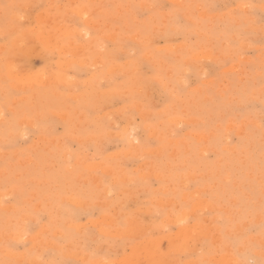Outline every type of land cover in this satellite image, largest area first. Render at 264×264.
Here are the masks:
<instances>
[{"label":"rangeland","instance_id":"obj_1","mask_svg":"<svg viewBox=\"0 0 264 264\" xmlns=\"http://www.w3.org/2000/svg\"><path fill=\"white\" fill-rule=\"evenodd\" d=\"M0 47V264H264V0H0Z\"/></svg>","mask_w":264,"mask_h":264},{"label":"bare ground","instance_id":"obj_2","mask_svg":"<svg viewBox=\"0 0 264 264\" xmlns=\"http://www.w3.org/2000/svg\"><path fill=\"white\" fill-rule=\"evenodd\" d=\"M84 7V6H83ZM83 11V10H82ZM78 14H79V16L81 15L79 12H78ZM88 19V18H87ZM58 23V22H57ZM87 23V22H86ZM70 31V30H69ZM75 31V30H74ZM73 31V32H74ZM44 32V31H43ZM43 35H44V33H43ZM48 37V36H47ZM52 38V37H51ZM47 39V38H46ZM23 40V39H22ZM49 40V39H48ZM47 40V42H49ZM52 40H54V39H52ZM46 41V40H45ZM14 42H17V41H14ZM55 42V41H54ZM54 42H53V44H54ZM50 43H51V39H50ZM23 46V45H22ZM57 46H59V45H57ZM61 46V45H60ZM53 47V46H52ZM79 47V46H78ZM1 48V47H0ZM66 48V47H65ZM84 48V47H83ZM18 49V48H17ZM29 49V48H28ZM27 49V50H28ZM53 49V48H52ZM62 49V48H61ZM47 50V49H46ZM28 51H31V50H28ZM34 51H35V49H34ZM64 51L66 52V50L64 49ZM24 52H26V51H24ZM61 52V51H60ZM29 53V52H28ZM69 53H70V51H69ZM75 53V52H74ZM27 54V53H26ZM68 55V54H67ZM68 57V56H67ZM71 57V56H70ZM9 59V58H8ZM63 59V58H62ZM68 59H69V57H68ZM76 59V58H75ZM11 60V59H10ZM72 60H73V58H72ZM12 62V61H11ZM66 63H68V62H66ZM6 64V63H5ZM69 64V63H68ZM63 65V64H62ZM64 65H66V64H64ZM69 66V65H68ZM70 66H71V61H70ZM69 66V67H70ZM65 67V66H64ZM6 68V67H5ZM66 68V67H65ZM61 69V68H60ZM10 70V69H9ZM113 70V69H112ZM51 71V70H50ZM13 72V71H12ZM43 72H45V71H43ZM61 72V71H60ZM18 73V72H17ZM22 72H20V74H21ZM54 73V72H53ZM67 73V72H66ZM48 74V73H47ZM55 74V73H54ZM58 74V73H57ZM36 75V74H35ZM43 75V74H42ZM66 75V74H65ZM13 76V75H12ZM52 76V75H51ZM54 76H52V78H53ZM43 79H45L44 77H43ZM51 79V78H50ZM56 79V78H55ZM49 82V81H48ZM31 84V83H30ZM175 117V116H174ZM129 126V125H128ZM128 128V127H127ZM130 129V128H129ZM197 134V133H196ZM206 144V143H205ZM133 147V146H132ZM142 151V150H141ZM92 160V159H91ZM104 163V162H103ZM104 167V166H103ZM115 174V173H114ZM101 175V174H100ZM159 176V175H158ZM161 176V175H160ZM116 180V179H115ZM204 180V179H203ZM163 190V189H162ZM103 192V191H102ZM84 203V202H83ZM152 208V207H151ZM248 211V210H247ZM174 212V211H173ZM185 212V211H184ZM125 214V213H124ZM201 218V217H200ZM125 220V219H124ZM144 224V223H143ZM114 225V224H113ZM110 227V226H109ZM205 227V226H204ZM12 230V229H11ZM114 230V229H113ZM151 230V229H150ZM29 231V230H28ZM182 231V230H181ZM193 231V230H192ZM27 235V234H26ZM40 237V236H39ZM160 237V236H159ZM145 239V238H144ZM35 240V239H34ZM73 240V239H72ZM165 240V239H164ZM51 243V242H50ZM82 250V249H81ZM150 251V250H149ZM178 251V250H177ZM157 252V250L154 248H152V254H153V256H155V253ZM178 254V253H177ZM20 255V254H19ZM149 255H150V253H149ZM217 255V254H216ZM126 257V256H125ZM130 258V257H129ZM127 259H128V257H127ZM203 261V260H202ZM157 262V261H156ZM132 263V261H130L129 259L127 260V263L126 264H131ZM211 263V262H210ZM133 264V263H132Z\"/></svg>","mask_w":264,"mask_h":264}]
</instances>
